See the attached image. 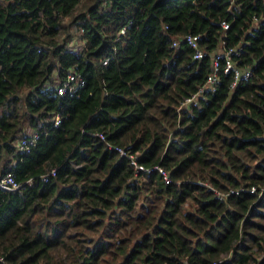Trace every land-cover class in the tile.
Returning a JSON list of instances; mask_svg holds the SVG:
<instances>
[{
    "label": "trees",
    "instance_id": "16d2710c",
    "mask_svg": "<svg viewBox=\"0 0 264 264\" xmlns=\"http://www.w3.org/2000/svg\"><path fill=\"white\" fill-rule=\"evenodd\" d=\"M255 15L264 0H0V173L23 183L0 188V256L264 264V19ZM67 17L79 50L61 40ZM189 32L201 34L202 59L184 41L172 46ZM222 40L253 75L232 90L221 70L199 105L180 108ZM72 69L85 85L59 95L56 80ZM27 125L40 136L23 152ZM96 131L150 170L136 171Z\"/></svg>",
    "mask_w": 264,
    "mask_h": 264
},
{
    "label": "built area",
    "instance_id": "2783aa9c",
    "mask_svg": "<svg viewBox=\"0 0 264 264\" xmlns=\"http://www.w3.org/2000/svg\"><path fill=\"white\" fill-rule=\"evenodd\" d=\"M234 1V0H231ZM264 19V17L254 16V21L257 23L258 21ZM221 25L224 29L229 28V23L226 20L221 22ZM125 32V27L120 30V33ZM201 34L200 33H186L182 37H174L172 40V46L178 47L181 41L186 42L192 49H193V58L194 59H202L206 54L207 51L201 45L200 42ZM82 44V43H81ZM240 46V45H239ZM73 49V48H70ZM80 49V48H79ZM73 49V50H79ZM238 52V47H230L226 48L224 45V41L222 40L219 44L217 50L213 51L211 54L214 53L212 56V65L211 70L207 75L206 81L203 84H200L196 91H194L189 96L185 97L182 101L180 108H185L189 106H197L199 105L200 97L204 96L208 90L214 91L217 87L219 82V77L221 70L225 73H232L233 81L231 83V89H235L239 83L242 81L250 78L253 75L254 64L241 66L238 62L234 59L233 54ZM109 60V57L106 56L103 58V63L106 64ZM56 89L59 95H64L65 93L75 94L79 90V88L85 85V79L83 76L75 71L70 70L68 71L66 77L61 80H57L55 82ZM61 115L60 113H56L55 117H53V122L55 125L61 123ZM95 134L100 137L102 140H106V136L102 131H96ZM40 133L37 130H27V134L22 135L18 140V147L23 152H29L31 150L32 145H34L39 138ZM107 146L109 148L115 149L119 152L121 156H126L130 160V164L134 167L136 171L140 170H150V168L145 167L143 164L139 163L136 157V154L130 153L128 149L124 146L113 144L106 140ZM154 168H157L166 181H170L169 174L159 165H156ZM56 174V168L51 169L50 175ZM44 179L47 180L48 176H44ZM31 181V179L29 180ZM23 183L19 182L14 174L11 171L0 173V188L8 191H13L21 188ZM252 192L255 190L253 186L250 189ZM233 192H239V190L231 189L227 193H222L221 191L216 189V193L220 198L226 197L228 194ZM0 260L3 261L5 264H8L2 256H0ZM217 264V263H216Z\"/></svg>",
    "mask_w": 264,
    "mask_h": 264
},
{
    "label": "rangeland",
    "instance_id": "374dc122",
    "mask_svg": "<svg viewBox=\"0 0 264 264\" xmlns=\"http://www.w3.org/2000/svg\"><path fill=\"white\" fill-rule=\"evenodd\" d=\"M71 17H67L65 19V23L67 25V28L62 32V36H61V40H66L65 42L68 41V48H73V49H79L81 48V41H80V37H79V31L77 28L76 24H70L69 20ZM70 35V37L68 38V36ZM68 38V39H67ZM57 81V80H56ZM24 91H22L20 94L21 96L24 95ZM0 110H1V106H0ZM29 125L26 126V130H29L30 127H28ZM31 129V128H30Z\"/></svg>",
    "mask_w": 264,
    "mask_h": 264
},
{
    "label": "crops",
    "instance_id": "0c3cea01",
    "mask_svg": "<svg viewBox=\"0 0 264 264\" xmlns=\"http://www.w3.org/2000/svg\"><path fill=\"white\" fill-rule=\"evenodd\" d=\"M29 130H30V128H29ZM16 145H17V147H18V139L16 140ZM19 148V147H18Z\"/></svg>",
    "mask_w": 264,
    "mask_h": 264
},
{
    "label": "water",
    "instance_id": "95a60500",
    "mask_svg": "<svg viewBox=\"0 0 264 264\" xmlns=\"http://www.w3.org/2000/svg\"><path fill=\"white\" fill-rule=\"evenodd\" d=\"M211 56H214V53H213V54H211Z\"/></svg>",
    "mask_w": 264,
    "mask_h": 264
}]
</instances>
